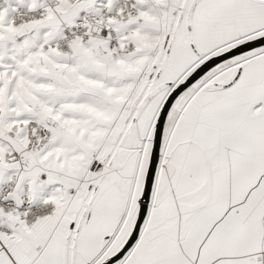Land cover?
Segmentation results:
<instances>
[{"label": "snow or ice", "instance_id": "obj_1", "mask_svg": "<svg viewBox=\"0 0 264 264\" xmlns=\"http://www.w3.org/2000/svg\"><path fill=\"white\" fill-rule=\"evenodd\" d=\"M0 264H264V0H0Z\"/></svg>", "mask_w": 264, "mask_h": 264}]
</instances>
